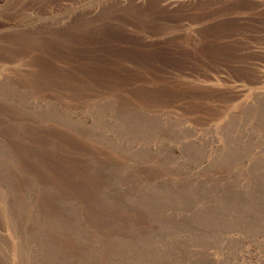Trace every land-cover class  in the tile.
I'll list each match as a JSON object with an SVG mask.
<instances>
[{"label": "rangeland", "instance_id": "374dc122", "mask_svg": "<svg viewBox=\"0 0 264 264\" xmlns=\"http://www.w3.org/2000/svg\"><path fill=\"white\" fill-rule=\"evenodd\" d=\"M0 264H264V0H0Z\"/></svg>", "mask_w": 264, "mask_h": 264}]
</instances>
